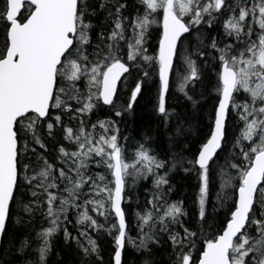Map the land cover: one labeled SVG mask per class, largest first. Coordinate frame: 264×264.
Returning a JSON list of instances; mask_svg holds the SVG:
<instances>
[{"label":"snow or ice","instance_id":"obj_1","mask_svg":"<svg viewBox=\"0 0 264 264\" xmlns=\"http://www.w3.org/2000/svg\"><path fill=\"white\" fill-rule=\"evenodd\" d=\"M141 2L143 14L137 11L130 23H126L129 16L124 12L130 7L126 0H5L4 9L0 11L4 29V48L0 50V237L7 232L16 192L25 188L31 191L33 199L21 204L23 210L31 214L36 207L46 204L44 215L50 225L38 234L42 243L37 249L36 264H45L51 248L50 237L60 230L62 221H68L70 208L78 210L76 223L82 228L77 237H72L67 227L63 228V233L65 239L76 240L85 258L81 264H89L93 254L95 264H102L96 240L88 230H99L103 225L90 211L105 219L112 216L116 221L107 229L115 246L111 258L114 264H122L126 242L137 251L150 252L149 245L160 242L158 231L168 233L175 257L172 264H264V0H234L231 4L228 0ZM225 9L230 14L223 28L233 41L223 48L218 46L215 37L210 42V47L219 53L215 88L218 103L209 117L211 123L204 142L194 157L186 161L191 168L184 169L196 171L200 180V226L196 231L185 227L180 219L185 215L181 203L165 202L160 208L157 202L163 200V196L154 194L148 201L152 207L143 214L137 213L141 235L136 243L127 235L126 214L122 207L127 178H147L152 174L159 192L168 184V178L167 173L160 175L157 170L164 169L167 162L152 155L144 144L138 145L129 162L114 120L98 121L89 131L83 119L74 129L64 124L63 116L76 119L91 112L101 99L105 105L114 106L117 82L123 74L129 73L126 56L128 62H135L139 57L158 69L156 110L167 118L170 72L174 57L181 49L187 52L186 34L191 36L196 29L197 52L204 56L203 39L197 26L211 27ZM22 10L26 15H21ZM158 10L163 13V31L158 52L149 56L144 47L145 37L149 27L158 22L153 18ZM98 12L104 13V23L111 27L107 32L101 27L97 35L100 43L93 46L90 32L95 26L88 17ZM121 42L126 52L122 51ZM89 47L91 52L87 50ZM182 58L188 69L179 85V90L184 92L188 82L199 80L200 73L190 55ZM147 76L145 72L144 77ZM82 77L87 78L86 94L77 86ZM141 90L142 82H136L130 89L128 110L133 108ZM241 94L246 99L237 103L236 96ZM232 109L243 123L233 143V149L239 150L233 160L239 162L228 163V167L235 170L234 176L225 178L221 170L220 187L222 191L231 188L234 198L221 226L215 233L206 234L210 162L215 161L227 143L228 117ZM115 115L119 117L122 113L117 110ZM97 125L102 130L98 136L95 134ZM57 126L63 139L75 146L72 151L63 145L59 147V168L44 155L47 150L44 135L52 137ZM181 135L183 129L177 125L175 136L170 137L173 146H178L175 138ZM184 150L186 148L173 153L172 167L176 166V156L181 162L185 161ZM32 157L38 167L25 162ZM93 157H99L95 163L104 166L107 177L101 173L86 175ZM86 186L87 193L83 191ZM40 196L44 197L43 201L39 200ZM217 198L224 207L227 197L218 195ZM172 225L179 226L183 234L174 231ZM208 235L211 238H207ZM81 238L86 243H82ZM27 247L25 239L18 251L23 252ZM193 250L198 252V260L193 258ZM7 251L4 250L5 255ZM143 264H152V261L145 259Z\"/></svg>","mask_w":264,"mask_h":264},{"label":"trees","instance_id":"obj_2","mask_svg":"<svg viewBox=\"0 0 264 264\" xmlns=\"http://www.w3.org/2000/svg\"><path fill=\"white\" fill-rule=\"evenodd\" d=\"M120 2H125V0H120ZM126 2L130 7L124 12V15L129 16V21L126 23H130L131 18L137 14L138 10H140L138 12L141 15L143 14L144 5L141 0H126ZM228 3H234V0H228ZM4 4L5 0H0V11H3ZM158 11L160 12V10ZM229 14V11L225 9L211 27L206 24L197 26L203 39L201 50L205 52L204 56L198 55L197 52L196 29H193L191 36L186 34L187 52L185 53L181 49L176 56L171 72L169 91L166 94V107L169 111L167 118L156 110L158 69L154 64L144 62L139 57L135 62H128L126 61V56L124 59L129 64V73L124 75L119 84L114 99V106L104 105L102 100H100L96 102L97 106L91 112L78 116L76 119L70 120L68 115L63 116L64 124L74 129L78 127L80 120L83 119L85 127L89 131H92L91 125L97 124L98 121L114 120L116 126L120 129V144L124 148L125 157L129 162L133 159L135 149L139 144H144L146 148L150 149L152 155L167 162V166L164 169L157 170L160 175L167 173L168 178V184L162 186L159 192L154 184L156 177L152 174H148L147 178L143 176L135 178L129 176L127 178L123 208L126 214L127 235L136 243H139L141 235L137 213L143 214L152 207L148 201L153 199L154 194L163 196V200L157 202L160 208H163L165 202L168 204L173 202L181 203L185 215L181 216L180 219L184 222L185 227L196 231L200 226L198 205L200 180L196 171L190 170L186 172L184 169L191 168L186 161L194 157L200 144L204 142L211 123L209 117L214 106L218 103V94L215 88L217 85L216 71L219 53L210 47V42L215 37L218 46L223 48L226 43L233 41L232 37H228L225 34L223 28V22ZM21 15H26V11L23 10ZM88 19L95 26L90 32L91 43L95 46L100 43L97 40V35L101 31V27L107 32L110 30L111 25L104 23L103 12H98L95 16L88 17ZM161 34L162 27L159 25L148 29L145 37V48L148 47L147 55H156ZM121 44L122 51H124L126 48L123 47V42ZM101 47H103V44H101ZM240 47H243V45H240ZM3 48L4 29L3 21H0V50H3ZM87 50L91 52L92 48L89 47ZM185 54L190 55L191 59L196 61L200 78L199 80L188 82L185 91L181 92L179 85L182 77L188 71L187 64L182 58ZM145 72L148 73L147 77H144ZM136 82H142V90L138 94L133 108L128 110L126 104L130 96V89L134 88ZM86 85V77H82L77 82L80 91L85 94L87 93ZM185 92L187 95H185ZM189 96L192 97L191 100L188 99ZM245 99L246 96L243 94L236 96L237 103ZM72 103L75 107V102L73 101ZM117 110L122 113L119 117L115 115ZM177 125L183 129V135L175 138L178 146H173L170 137L175 136ZM242 127L243 123L238 120L235 110L232 109L228 117L227 143L224 144L223 150L219 151L215 161L210 163L209 193L205 205L206 221L204 222V232L206 234L215 233L216 229L221 226L228 207L234 198L231 188L221 190V170L225 173V178H227V175H235V170L230 169L228 163L239 162L238 160H233V156L239 151L238 149H233V143L235 138L240 135ZM101 131L97 125L95 134L98 136ZM44 138L47 144V150L44 155L47 156L49 162H54L56 167L59 168V147L63 145L69 151H72L75 150V146L63 139V133L59 126L55 129L52 137H47L45 134ZM181 148H186L182 152L186 159L181 162L179 156H176V166L172 167L173 153H179ZM97 159L99 157H93L86 170V175L94 176L96 173H101L107 177L108 173L104 166L95 163ZM25 162H30L34 167H38L34 157L30 161L26 160ZM83 191L87 193L88 187L86 186ZM218 195L221 198L227 197V200L224 201V207H221V200L217 198ZM32 199L30 190L21 188L16 192V199L11 205V217L8 221L7 232L3 236L0 247V264H29V262L36 264L38 261L37 249L42 243V239L38 237V234L42 229L50 225L48 218L44 215L46 204L36 207L31 214L23 210L21 204H27ZM39 200L43 201L44 197L40 196ZM80 202L82 203V201ZM90 214L97 219L99 224L103 225V228L99 230L89 229V235L96 240L102 264H109L110 259L114 256L113 249L115 246L107 229L116 221L112 216L105 219L103 216H97L95 212L90 211ZM77 216L78 210L70 208L68 221H62L60 230L50 237L51 248L46 256L45 264H81L82 260L85 259L76 240L65 239L63 233V228L67 227L72 237L79 235L82 226L76 223ZM209 225L212 227L209 228ZM171 227L174 231L183 234L179 226L172 225ZM144 231H148L147 226H145ZM157 238L160 242L159 244H150V252L146 250L137 251L131 244L126 242L122 264H143L145 259L151 260L152 264H172L175 257L172 255L173 248L171 241L168 239V233L158 231ZM207 238H211V235H208ZM25 239L28 241V247L23 252H20L18 250L21 242ZM81 242L86 243L83 238H81ZM199 247L200 242L198 241L197 248L199 249ZM5 249L8 250L7 255L4 254ZM192 255L194 259L198 260V252L196 250L192 251ZM95 260L96 256L93 254L92 258L89 259V264H95ZM111 264H114V259H111Z\"/></svg>","mask_w":264,"mask_h":264},{"label":"rangeland","instance_id":"obj_3","mask_svg":"<svg viewBox=\"0 0 264 264\" xmlns=\"http://www.w3.org/2000/svg\"><path fill=\"white\" fill-rule=\"evenodd\" d=\"M162 15H163V13H162V10H160V12H159V15L158 14H155V16L153 17L155 20H157L158 22L157 23H153L150 27H149V29L152 27V26H157V25H159V26H161L162 27ZM127 35H131V29L130 28H128V30H127ZM144 47H145V44H144ZM146 49H148V47L146 48ZM123 52H126V49L123 51ZM86 87H87V85H86ZM93 91H95V89H93Z\"/></svg>","mask_w":264,"mask_h":264},{"label":"water","instance_id":"obj_4","mask_svg":"<svg viewBox=\"0 0 264 264\" xmlns=\"http://www.w3.org/2000/svg\"><path fill=\"white\" fill-rule=\"evenodd\" d=\"M162 31H163V29H162ZM175 58H176V56L174 57V60H173V66H174V63H175ZM172 72V71H171ZM171 72H170V77H171ZM126 74V73H125ZM125 74H123L122 76H121V78H120V80L117 82V90H118V87H119V84H120V82H121V80H122V78L124 77V75ZM170 77H169V79H170ZM115 97H116V95H115ZM115 97H114V99H115ZM102 100V99H101ZM103 102V101H102ZM104 104V103H103ZM211 163V162H210ZM124 202V201H123ZM123 202H122V207H123ZM2 240H3V237H0V247H1V244H2ZM122 257H123V252H122Z\"/></svg>","mask_w":264,"mask_h":264},{"label":"flooded vegetation","instance_id":"obj_5","mask_svg":"<svg viewBox=\"0 0 264 264\" xmlns=\"http://www.w3.org/2000/svg\"><path fill=\"white\" fill-rule=\"evenodd\" d=\"M137 1H140V0H137ZM138 3V2H137ZM139 6V5H138ZM140 7V6H139ZM140 9H142L141 7H140ZM23 11V10H22ZM138 11H140V10H138ZM158 15H159V11H158ZM154 16H155V13H154ZM255 39V38H254ZM158 48H159V45H158Z\"/></svg>","mask_w":264,"mask_h":264},{"label":"bare ground","instance_id":"obj_6","mask_svg":"<svg viewBox=\"0 0 264 264\" xmlns=\"http://www.w3.org/2000/svg\"><path fill=\"white\" fill-rule=\"evenodd\" d=\"M105 105V104H104Z\"/></svg>","mask_w":264,"mask_h":264}]
</instances>
